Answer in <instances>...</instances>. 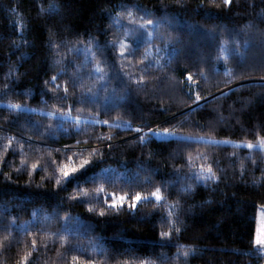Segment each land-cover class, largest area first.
Wrapping results in <instances>:
<instances>
[{"label": "trees", "instance_id": "obj_1", "mask_svg": "<svg viewBox=\"0 0 264 264\" xmlns=\"http://www.w3.org/2000/svg\"><path fill=\"white\" fill-rule=\"evenodd\" d=\"M261 137L264 0H0V264H264Z\"/></svg>", "mask_w": 264, "mask_h": 264}, {"label": "snow or ice", "instance_id": "obj_2", "mask_svg": "<svg viewBox=\"0 0 264 264\" xmlns=\"http://www.w3.org/2000/svg\"><path fill=\"white\" fill-rule=\"evenodd\" d=\"M224 5L228 6L232 4V0H223ZM129 15H131V13H129ZM153 23L152 20H147V24L151 25ZM144 27V26H141ZM124 46L121 45V52L120 55H125L124 51H123ZM115 50V44L113 42V51ZM127 55L130 56H135L136 55V51H130L127 53ZM146 59V57H145ZM148 70V66L145 65L144 66V71ZM186 78L187 81L195 83L194 79H193V75L192 73H187L186 74ZM57 80V76H52L51 77V82H55ZM45 83H49V81H45ZM137 83H142V81H137ZM186 90L188 92V94L195 96V100L196 101H200L202 98L199 94V92H195L193 93V89L191 87V84L186 86ZM64 92L67 93V88H64ZM62 99L67 100V95H64L62 97ZM19 107V106H17ZM63 111V110H62ZM69 111H71V109L69 108ZM77 119H79V117H77ZM173 119H175V117H173ZM104 124H107L108 121L105 120L103 121ZM137 132L142 131L141 129L137 128L136 129ZM149 131L151 132L152 129L149 128ZM160 134H165L168 136H174L177 135V133L175 132V130H170L169 128L165 127L159 130ZM110 139V138H109ZM144 137H140V140L143 141ZM200 139H203L202 137ZM260 145L262 148H264V137L260 138ZM249 148H252L254 145L252 143H248L247 145ZM108 147H111L110 145H108ZM69 159H71V157H69ZM90 161L86 158H82L79 164H64L59 171L62 173L63 177L65 178H70L73 174L79 172L81 169H83L86 165H89ZM35 167V166H33ZM201 169L206 172L208 174V176L203 177V179L207 180V179H217L215 173L213 172L212 166L211 164L207 165V167L205 168L204 165H200ZM201 177H198V179H200ZM99 192H103L104 189L100 188L98 190ZM151 197H154L156 201H162L164 199V197L162 196L161 193V189L159 187L155 188V190L151 193ZM144 199H148L147 197L143 196L142 193L140 192H136L135 195H132L130 198L128 196L127 193H122V194H116V193H112L111 197L109 198L108 201H106V203L108 204L109 208L115 209L116 211H119L122 207H124L125 205H127V207L129 209H135L137 207L138 202H140L141 200ZM262 208H264V205H261ZM89 211H91V209H89ZM100 215H104V212L101 211ZM170 223H179V221L176 222H172L170 221ZM175 232L179 233L180 232V228L179 227H175ZM163 237H168L171 235L170 232H161L160 234ZM255 245H258L261 247V249H264V213H262V219L260 221L259 226L257 227L254 237H253V241H252ZM33 244H35V241H33ZM192 251H195V249H191ZM185 257H187L189 255L188 251H185L182 253ZM26 260V257H25ZM80 264H95L94 261L92 260H87V261H81ZM143 264V262H142Z\"/></svg>", "mask_w": 264, "mask_h": 264}, {"label": "rangeland", "instance_id": "obj_3", "mask_svg": "<svg viewBox=\"0 0 264 264\" xmlns=\"http://www.w3.org/2000/svg\"><path fill=\"white\" fill-rule=\"evenodd\" d=\"M262 213H264V208H261L258 212V215H257V227L259 226L260 224V221L262 219ZM260 247V246H259ZM261 248V247H260Z\"/></svg>", "mask_w": 264, "mask_h": 264}]
</instances>
